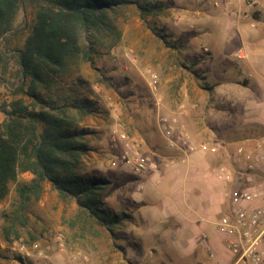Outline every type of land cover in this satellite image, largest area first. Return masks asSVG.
Returning <instances> with one entry per match:
<instances>
[{
	"label": "rangeland",
	"instance_id": "1",
	"mask_svg": "<svg viewBox=\"0 0 264 264\" xmlns=\"http://www.w3.org/2000/svg\"><path fill=\"white\" fill-rule=\"evenodd\" d=\"M137 1L139 4L145 1L164 2L165 5L161 11L145 15V18L135 3L120 10L115 19L122 31L117 44L109 49L99 50L94 54L91 63L72 60L69 66L71 74L68 73L86 81L80 88L83 94L95 101L94 111L83 116L79 123L80 127L91 130L85 134L84 140L93 148L86 155L84 173L107 177L110 182L102 199L111 208L118 211L125 208L129 213L138 209V193L156 183L157 177L151 178L150 182H144L145 185H142L141 189L138 181L142 179L140 176L146 174L147 170L157 169V166L154 169L135 172L126 164L113 166L111 161L124 150L123 141L119 138L121 132L127 134L135 151L148 155L149 149L145 139L148 125L150 124L154 131L155 127L160 129L157 117L169 111L164 105L163 109L166 111L157 112L156 109L155 101L163 100L160 96L163 94L160 92L162 85L167 92L171 90L170 80L165 83L160 76L169 70L176 75L177 68L186 65L187 71H190L196 83L203 88V85L210 83L205 79L204 72L211 77L224 74L223 70L235 75L237 71L233 66L238 59L229 57L227 47L223 49L220 43L228 39L229 32L234 35L235 25L264 31V5L252 10L247 19H237L232 12L213 7L207 0ZM33 16L32 7L19 11L15 24H21L23 27L20 26L13 35L12 45L22 43L28 32L27 25ZM250 23H253V26ZM186 42H189L191 47H187ZM235 43L233 41L230 44ZM205 46L212 56H205L202 50ZM170 49L175 52V60H172L170 69H164V63L171 57ZM184 50H187L186 54ZM155 56L163 59V62L161 60L155 70H152L150 66L154 64L151 58ZM204 57L206 59L201 60ZM243 74H246L245 68ZM154 85L156 88H153ZM5 91L0 84V101L7 98ZM235 98L238 99V95ZM185 109V106H182L181 112L176 109V115L190 137L197 142L205 141L216 145L218 152L211 155L227 159L226 162L220 161L216 166L224 163L232 170L234 167L228 154L232 153L239 143L224 149L214 142L220 141V137L224 142L237 138L235 134L239 132L236 129L243 127V116L237 107L209 117V124L217 128H213L216 134H212V140L194 131L196 127ZM2 119L3 114L0 112V121ZM219 131L232 135L222 136ZM245 133L243 137L264 138L262 127H254ZM262 165L264 166V162ZM31 177V173H20L15 181L8 184L9 191L0 201V264H192L197 260H191L192 255L185 256L179 247L180 252H174L176 247L172 245L171 238L137 235L131 225L135 221L114 225L111 230L98 224L92 217L77 209L74 199L61 198L49 181L43 182L39 198H33L27 204L25 224H17L19 239L3 240L1 227L6 223L4 215L10 213L18 202L16 186L28 183ZM254 179L262 181L264 176ZM210 189H203L200 196H207ZM224 195L226 200V194ZM159 196L161 198L153 204L154 206L142 203L139 204V210L148 213L151 209L154 212L164 211L166 198ZM210 214L203 208L198 211L200 221L196 225L201 231V243H198L203 246L207 243L212 245L213 241L222 238L216 229L215 221L218 215ZM202 235H205V238ZM22 243L26 246L25 250L20 248ZM200 248V245L196 246V249ZM19 257H22L21 260ZM225 260L223 257V261Z\"/></svg>",
	"mask_w": 264,
	"mask_h": 264
},
{
	"label": "trees",
	"instance_id": "2",
	"mask_svg": "<svg viewBox=\"0 0 264 264\" xmlns=\"http://www.w3.org/2000/svg\"><path fill=\"white\" fill-rule=\"evenodd\" d=\"M132 3L143 18L165 5L137 0H0V84L7 94L0 101V201L20 173L32 174L28 183L16 186L18 202L4 215L3 240L19 239L17 224H25L27 204L39 198L44 181L110 230L132 221L125 208L115 210L102 199L109 179L84 173L86 155L93 148L84 140L91 130L79 123L94 111L95 101L80 88L86 81L68 74L72 60L91 63L99 50L117 44L122 31L116 16ZM27 7L34 9L28 32L20 45H12L21 26L15 24L16 16Z\"/></svg>",
	"mask_w": 264,
	"mask_h": 264
},
{
	"label": "crops",
	"instance_id": "3",
	"mask_svg": "<svg viewBox=\"0 0 264 264\" xmlns=\"http://www.w3.org/2000/svg\"><path fill=\"white\" fill-rule=\"evenodd\" d=\"M227 30L229 32L228 26ZM233 41L237 44L235 49V44H230ZM220 44L223 49L227 47L229 57L238 59L233 66L237 73L232 75V73L223 70L224 74L211 77L207 72H204L205 79L210 81L209 85L212 86L211 90H207L196 83L190 71H187L186 65L179 66L176 75L169 70L165 75H161L160 79L165 83L170 80L171 90L168 93L162 85L160 92L163 94L160 96L163 97V100L155 101L157 112L159 110L164 112L167 109L169 110L166 111L167 113L176 114L181 112L182 106H185V111H188L193 126L196 127L194 131L198 134H204L207 139L212 140V134H216L213 128H217L209 124V117L226 113L230 108L234 110L236 106L243 116L241 121L243 127L236 129L239 132L235 134L237 138L230 142H224V139L220 137V141L212 142L224 149L237 143L243 145L255 144L258 141L264 143V138L261 137H243L246 131L249 132L254 127L264 129V31H259L257 28L246 29L240 25H235L234 35L229 32L228 39H224ZM186 46L191 47V44L186 42ZM206 49V46L202 49L205 56H212L210 50ZM186 51L184 50V53ZM188 51L190 52L189 48ZM238 52L242 53L241 57L236 55ZM169 54H171V57L164 63V69H170L172 60H175V52L170 49ZM158 58V56L151 58L154 64L150 66L152 70H155L161 60L163 62V59ZM225 58L228 60L227 57ZM205 59L206 57L201 60ZM244 68L246 71L245 76L243 74ZM237 95L238 99L235 98ZM163 105L165 109H163ZM155 129L156 132L149 124L145 139L149 149L148 155L155 161L157 169L147 170L146 174L140 176L142 178L138 180L140 188L142 189V185H145L144 182H150L151 178L157 177V179L156 183H153L150 188H143L144 191L142 189L138 193L140 194L137 201L138 209L136 212L130 213L132 222L135 221L131 224L132 230L141 236H159L173 239L172 245L176 247L173 251L180 252V248L185 256L190 257L192 255L191 260L197 259L192 264L205 261L204 259L207 258L206 247H210L214 251L218 264H227L228 255L222 246V238L213 241L212 245L208 243L204 246L199 244L201 243L199 239L201 231L198 230V225H196L200 221L198 211L203 208L211 213L210 215L216 213L215 215L219 217L226 204L225 191L234 188L240 182L243 183L246 179L255 178L258 175L242 173L238 165L232 164L234 167L232 169L234 181L225 184L213 173L216 165L225 160L224 157L220 158L218 155L201 152L190 154L184 159L179 158V155H175L176 159L170 163L169 156L174 154L170 153L165 138L161 134V128L155 127ZM207 131L210 133H207ZM220 133L222 136L232 135ZM226 161L227 159L223 162ZM262 170L263 172H259L260 175L264 174L263 165ZM203 189L204 191L210 190L207 196L203 195L201 197L200 193L203 192ZM159 195L166 198L164 211L154 212L151 209L148 213L139 210V204L142 203L154 206L153 204H156L161 198ZM142 197L145 199L142 200ZM203 237L205 238V235ZM198 245L202 248L196 249ZM223 257L224 260L227 259L223 261ZM170 260L172 261V259Z\"/></svg>",
	"mask_w": 264,
	"mask_h": 264
},
{
	"label": "built area",
	"instance_id": "4",
	"mask_svg": "<svg viewBox=\"0 0 264 264\" xmlns=\"http://www.w3.org/2000/svg\"><path fill=\"white\" fill-rule=\"evenodd\" d=\"M205 1V0H197ZM210 5L223 11L232 12L238 18H248L249 13L264 5V0H207ZM254 23V22H253ZM253 23L250 25L253 26ZM242 56L241 52L236 54ZM153 88H156L155 85ZM161 126V134L165 138L170 153V163L179 158H187L190 154L201 152L214 154L218 152L216 145L205 141L197 142L188 134L176 114L162 113L157 117ZM124 150L111 161L113 166L126 164L135 172L156 168V163L149 155L135 151L125 132L119 133ZM231 163L239 166L242 173L263 177L264 143L255 145L239 144L228 154ZM258 172V174H257ZM214 175L225 183H232L233 170L224 163L213 171ZM226 208L216 221V229L222 235L223 248L228 255L227 264H264V180L246 179L243 183L225 191ZM26 249L24 243L20 245ZM207 259L199 264H218L217 257L210 247H206Z\"/></svg>",
	"mask_w": 264,
	"mask_h": 264
}]
</instances>
